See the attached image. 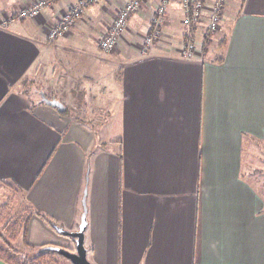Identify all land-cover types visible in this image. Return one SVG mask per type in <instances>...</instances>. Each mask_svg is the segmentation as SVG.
<instances>
[{
	"label": "crops",
	"instance_id": "obj_1",
	"mask_svg": "<svg viewBox=\"0 0 264 264\" xmlns=\"http://www.w3.org/2000/svg\"><path fill=\"white\" fill-rule=\"evenodd\" d=\"M11 1L0 12V187L27 213L25 247L69 241L47 220L76 230L86 188L93 264H264V0H231L219 46L189 58L180 0L147 52L159 0L140 3L109 51L100 38L128 0L87 1L51 42L49 26L83 0L10 20L33 0ZM40 71L68 113L26 92ZM74 102L92 127L72 117Z\"/></svg>",
	"mask_w": 264,
	"mask_h": 264
},
{
	"label": "built area",
	"instance_id": "obj_2",
	"mask_svg": "<svg viewBox=\"0 0 264 264\" xmlns=\"http://www.w3.org/2000/svg\"><path fill=\"white\" fill-rule=\"evenodd\" d=\"M87 1L90 0L80 1L79 4L70 6V8H67L64 12H62L56 19V22L48 29V39L53 41L66 33L73 22V19L82 13L84 5ZM142 1L143 0H128L117 9V14L113 19L112 25L100 38V48L105 51H109L116 46L118 40L127 29L130 15L139 9ZM180 1L183 12L181 24L183 26L188 27L192 24H199L202 20H205L206 29L213 32L218 30L220 27L228 3L227 0H209L210 3L202 0ZM168 2L169 0H159L156 5L149 31L143 36L141 43L142 52H147L154 40L158 39L160 36V27ZM46 4V0H34L31 6L17 12V16L20 18L36 17ZM14 18V16H10V20H13ZM192 41L188 40L181 46L179 49L181 56L191 57L193 55L195 44L193 43L194 41Z\"/></svg>",
	"mask_w": 264,
	"mask_h": 264
},
{
	"label": "rangeland",
	"instance_id": "obj_3",
	"mask_svg": "<svg viewBox=\"0 0 264 264\" xmlns=\"http://www.w3.org/2000/svg\"><path fill=\"white\" fill-rule=\"evenodd\" d=\"M236 1H237V3L239 2L238 0H236ZM33 2H34V0L31 3H29V4H26V3L25 4H21V6H18L16 8L17 11H15L13 13L14 15H11V16H14L15 18H17L18 16H17L16 12H20V11L28 8L29 6L32 5ZM227 2L228 3H227L226 10H225V15L228 14V20L226 21V23L224 21V25H223V22H222V25H223L222 28H221L222 30H220V31L216 30V31L213 32V37L211 39V43L209 44V46H211L210 48L216 49L219 46L220 40H222V38H224L226 36L225 35L226 29H223V28H225V26L228 27L229 25H231L230 24L232 22L231 18H233L234 12H230V13L228 12V9L232 6V2H231V0H227ZM7 5H11V6L14 5V7L17 6L15 4V1L0 0V12L3 11L2 7H5ZM39 15H40V13L38 14V16ZM153 16H154V14H153ZM153 16H152V18H153ZM152 18H151L150 22L152 21ZM0 19L2 20L3 23H5L7 18L1 17ZM174 21H175L176 24L173 25V30L172 31H173V33L180 34L179 32L181 31V26H180V24L178 22V21H180V18L178 20L174 19ZM49 28H50V26H49ZM105 33H106V31H105ZM104 34H102V35H104ZM195 35H196V41L195 42H199L200 31H197ZM201 38H202V36H201ZM47 39H48V37H47ZM48 41L51 42L52 40L48 39ZM213 51H215V50H213ZM40 72L41 73H39V74L37 73L36 75H34L32 77L33 78L32 79L33 83L31 82V84H28V85L25 84L24 85V87H26L25 88L26 92L29 91L30 94L31 93L36 94V92H34L36 89H40V88L44 89L45 88V86H46L45 85V81H44L45 79L43 80V78H45V75L42 74L43 71H40ZM34 73H36V71H34ZM30 80H31V78H30ZM64 88H65L66 92L68 93L69 90H70V85L67 84V85H65ZM46 94L49 95L50 93H46ZM99 102L103 103V99L100 98ZM114 102H116V100H114ZM70 105H71V108L73 110V115H76V116L80 117L81 119H86V118L91 119V114H92L91 108L88 107L89 111L87 112V108H85L84 110L83 109L81 110V108H79L80 106H77L76 102H74V104H70ZM91 122H92V120H91ZM97 136H98V140L99 141H106L108 143V140H106L107 137H108V133L107 134H103L101 128H100V130H98ZM4 192H6L4 190V187H0V209H3V207L5 209V212H4L3 215H5L7 217L9 216L12 221H14V220L22 221V220H24V214L22 212L21 202L18 201V200H15V198L12 197V196H7ZM16 194H17V192H16ZM17 197H18V194H17ZM8 199H11V202L8 201V203H6L5 201H7ZM5 224H7V223H5V220L0 221V247L5 248L9 252H12V254L15 256V259L18 262H22V263L31 262V259L36 254L38 247H35L33 249L26 248L24 243L22 242V239H21V236H22V235H20L21 231H20L19 236H17V238L14 241L10 240V238H9L10 237L9 230L5 231L2 228V226H4ZM19 225H20V223H19ZM66 230H68V229H66ZM2 244H7V246L5 247ZM47 246L63 247V248H66V249H69V250H72V251L74 250V243L70 239H69V241H67L65 239H61V240L58 241L57 244H48ZM86 247H88V245ZM87 257H88V259H90L91 258V253L88 252L87 253ZM40 262L45 263V264H73L70 260H68L64 256H62V255H60L58 253H55V252L47 254L44 258H41Z\"/></svg>",
	"mask_w": 264,
	"mask_h": 264
},
{
	"label": "trees",
	"instance_id": "obj_4",
	"mask_svg": "<svg viewBox=\"0 0 264 264\" xmlns=\"http://www.w3.org/2000/svg\"><path fill=\"white\" fill-rule=\"evenodd\" d=\"M202 1H206V0H202ZM205 23V21H204ZM196 25L197 24H192L188 27H185V35H186V39H185V42L188 41V40H193L192 42L195 44V49H194V53L193 55H195L197 52L200 51V53H206V51L208 50V47H209V44L211 43V39L213 37V31H209L206 29V26L203 28V29H199L197 31H200V39H199V42H195L196 41ZM150 28V27H149ZM149 31V30H148ZM202 32V33H201ZM202 36V38H201ZM57 39V38H56ZM55 39V40H56ZM54 41V40H53ZM155 41V40H154ZM184 42V43H185ZM183 43V44H184ZM180 54V52H179ZM192 55V56H193ZM191 56V57H192ZM186 58H189V57H186ZM24 80V79H23ZM22 80V81H23ZM38 90H41L40 89H36L35 92H37ZM39 97V96H38ZM38 101V100H37ZM63 113H68V109L65 110V112ZM62 113V114H63ZM72 117H74V119L82 122V123H85L86 125L91 126V122L90 121H87L85 119H81L80 117L76 116V115H73ZM5 212V209L3 207V209H0V221L2 220H5V224L4 226H2L3 230H9L10 232V240L14 241L17 236H19L20 234V231H21V234L20 235H23V232L25 231V227H26V212H25V209L23 210L22 209V212L24 214V220L22 221H18V220H14L12 221L11 218L8 216H5L3 215ZM37 214L40 216V214L37 212ZM17 217V216H16ZM20 223V225H19ZM47 223L52 227L53 225H55L52 221L50 220H47ZM22 225V226H21ZM8 242V241H7ZM9 243V242H8ZM3 246H7V244H2ZM44 246H47V245H44ZM44 246H41L40 248L37 249V252L36 254L32 257L31 259V262L29 263H22V262H18L16 259H15V256L12 254V252H9L8 250H6L5 248L3 247H0V262L4 263V264H45V263H42L40 262L41 258H44L47 254H50L52 253L51 251H47L44 248ZM88 249V248H87Z\"/></svg>",
	"mask_w": 264,
	"mask_h": 264
},
{
	"label": "water",
	"instance_id": "obj_5",
	"mask_svg": "<svg viewBox=\"0 0 264 264\" xmlns=\"http://www.w3.org/2000/svg\"><path fill=\"white\" fill-rule=\"evenodd\" d=\"M38 102L55 108L58 112L63 113L66 110L65 105L54 96H47L43 90H38ZM86 188L83 189L81 198L82 212L80 215L79 223L76 230H66L58 225H53L52 228L56 233L67 237L74 243V250H69L63 247L44 246L43 249L51 252L58 253L73 264H93L87 257V247L85 246V231L87 227L86 219Z\"/></svg>",
	"mask_w": 264,
	"mask_h": 264
},
{
	"label": "flooded vegetation",
	"instance_id": "obj_6",
	"mask_svg": "<svg viewBox=\"0 0 264 264\" xmlns=\"http://www.w3.org/2000/svg\"><path fill=\"white\" fill-rule=\"evenodd\" d=\"M72 241V240H71Z\"/></svg>",
	"mask_w": 264,
	"mask_h": 264
}]
</instances>
